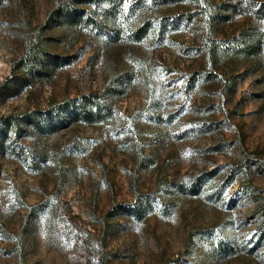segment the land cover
I'll use <instances>...</instances> for the list:
<instances>
[{
    "label": "rangeland",
    "instance_id": "374dc122",
    "mask_svg": "<svg viewBox=\"0 0 264 264\" xmlns=\"http://www.w3.org/2000/svg\"><path fill=\"white\" fill-rule=\"evenodd\" d=\"M85 1L101 16L111 5ZM121 1L119 39L87 29L74 42L54 18L72 0L0 2V86L39 32L69 59L0 90V264H19L20 249L25 264H264V0H215L236 7L219 27L225 48L262 35L256 53L214 65L216 80L184 0ZM91 94L108 120L62 125L54 107ZM13 114L51 130L5 131Z\"/></svg>",
    "mask_w": 264,
    "mask_h": 264
},
{
    "label": "trees",
    "instance_id": "16d2710c",
    "mask_svg": "<svg viewBox=\"0 0 264 264\" xmlns=\"http://www.w3.org/2000/svg\"><path fill=\"white\" fill-rule=\"evenodd\" d=\"M1 1L2 0H0V2ZM108 1L111 5L108 9L103 11L104 13L101 16L102 12L99 11V8L91 10H88V8L81 9V5L88 4L85 0H72L75 5L69 3V8H58L56 17H54L56 18L55 21L62 27L65 37H70L73 42L78 39L82 31L87 29L96 31L97 37L105 38L109 41H116L121 37V34L119 28L114 26V20L117 17L118 5L121 4L122 1ZM184 1L186 5L185 15L190 20L191 24L199 27L203 37L205 54L211 61V69L206 72L207 78L213 80H216L218 77L220 78V75L216 74L214 65L221 63L230 52L235 56L256 53L258 45L262 41V35L260 34H252L249 37V43L245 40L248 34L241 37V39H232L231 44L227 46L228 48L221 45L217 38L220 25L235 14L236 7L226 3H218L215 0ZM97 2L98 0H96V4ZM149 10L151 11L152 9L148 8L147 12H149ZM254 20L256 19H251L253 25L255 24ZM56 23L52 25H57ZM45 26L46 27H43L44 29L49 28L47 24ZM147 30L148 25L146 24L142 27H138L136 30L130 32L127 39L129 41H139L146 34ZM68 63V58H62L58 54L51 53L47 50L46 42L39 32L26 46L19 60L13 63L12 74L4 80L0 86V90H2L4 94H7L20 87L31 86L38 81L49 80L55 71ZM232 80L233 78L231 77L226 79L225 85L232 87L235 84V80ZM95 97V94H91L79 104L75 103L73 100H67L61 103L60 106L54 107L53 110H59L60 113L66 115L61 122L62 125L70 124L75 121H80L85 124H100L108 120L111 111L110 108L103 105L101 101H97ZM1 121L5 131H19L20 128L27 124H30L31 127L35 129H44L47 132L51 130V125L48 122L49 120H45L44 124H40L42 121L37 119L36 114L35 116H30V114H13L9 117H3ZM253 196L257 203V212L260 213L264 222V199L257 198L256 192L254 191ZM18 261L19 264H25V255L21 249L18 253Z\"/></svg>",
    "mask_w": 264,
    "mask_h": 264
}]
</instances>
